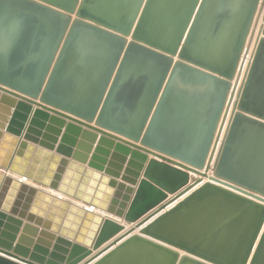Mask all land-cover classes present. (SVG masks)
<instances>
[{"label":"water","instance_id":"95a60500","mask_svg":"<svg viewBox=\"0 0 264 264\" xmlns=\"http://www.w3.org/2000/svg\"><path fill=\"white\" fill-rule=\"evenodd\" d=\"M0 264H264V0H0Z\"/></svg>","mask_w":264,"mask_h":264},{"label":"crops","instance_id":"0c3cea01","mask_svg":"<svg viewBox=\"0 0 264 264\" xmlns=\"http://www.w3.org/2000/svg\"><path fill=\"white\" fill-rule=\"evenodd\" d=\"M205 180H206V179H204V181H205ZM197 187H199V185H197L196 187H194L192 190L196 189ZM192 190H191V191H192ZM191 191H190V192H191ZM190 192H189V193H190ZM182 198H183V197H181L180 199H178L177 201H175L174 203H172L169 207H172L174 204H176V203H177L178 201H180ZM126 228H129V226L126 225Z\"/></svg>","mask_w":264,"mask_h":264}]
</instances>
